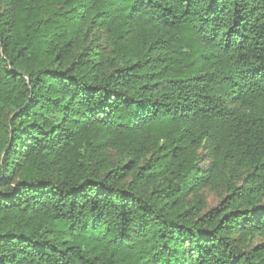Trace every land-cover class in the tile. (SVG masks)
<instances>
[{"label":"trees","instance_id":"16d2710c","mask_svg":"<svg viewBox=\"0 0 264 264\" xmlns=\"http://www.w3.org/2000/svg\"><path fill=\"white\" fill-rule=\"evenodd\" d=\"M0 264H264V0H0Z\"/></svg>","mask_w":264,"mask_h":264},{"label":"rangeland","instance_id":"374dc122","mask_svg":"<svg viewBox=\"0 0 264 264\" xmlns=\"http://www.w3.org/2000/svg\"><path fill=\"white\" fill-rule=\"evenodd\" d=\"M204 196L206 198V202L208 206L214 205L216 203V195L214 192L211 191H204ZM259 238H255V241H259Z\"/></svg>","mask_w":264,"mask_h":264}]
</instances>
